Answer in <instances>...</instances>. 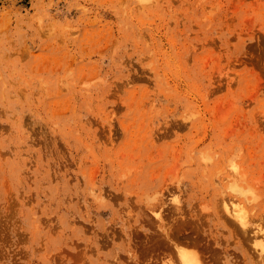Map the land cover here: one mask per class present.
<instances>
[{
  "label": "rangeland",
  "instance_id": "374dc122",
  "mask_svg": "<svg viewBox=\"0 0 264 264\" xmlns=\"http://www.w3.org/2000/svg\"><path fill=\"white\" fill-rule=\"evenodd\" d=\"M262 236L264 0H0V264H264Z\"/></svg>",
  "mask_w": 264,
  "mask_h": 264
},
{
  "label": "bare ground",
  "instance_id": "6f19581e",
  "mask_svg": "<svg viewBox=\"0 0 264 264\" xmlns=\"http://www.w3.org/2000/svg\"><path fill=\"white\" fill-rule=\"evenodd\" d=\"M231 186H232L233 189L231 188ZM231 186H230V191L231 192H235L237 190L239 192V195L241 194V192H242V191H240L241 189H239L238 187H235V185L234 186L231 185ZM234 187L236 189H234ZM232 190H234V191H232ZM235 194H238V193H235ZM242 194H243V192H242ZM244 200H246V199H244ZM237 206H238V208H236L237 210L235 209V207H233V209H232L233 210V214H231L232 210H229V212L231 211L230 214L233 215V217H235V219H237L238 221L240 220L242 222V223L241 222L240 223L243 225L244 224L243 222H244V219H245L244 217H246L245 214H243V213H245V212H243L244 211L243 208L241 209V207L239 205H237ZM234 210H236V211H234ZM226 211H228V209H226ZM262 237H264V236H262ZM180 260H181L182 264H200L201 263V262H199L200 260L197 258L196 255L191 254V253H187V252H183V253L180 254Z\"/></svg>",
  "mask_w": 264,
  "mask_h": 264
}]
</instances>
